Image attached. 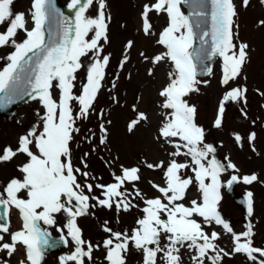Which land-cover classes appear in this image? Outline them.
Instances as JSON below:
<instances>
[{"label": "snow or ice", "instance_id": "snow-or-ice-1", "mask_svg": "<svg viewBox=\"0 0 264 264\" xmlns=\"http://www.w3.org/2000/svg\"><path fill=\"white\" fill-rule=\"evenodd\" d=\"M14 3L0 0V49H11L0 56V110L18 101L37 102L40 109L37 122L17 136L15 145H0V166L25 158L16 165L19 175L0 184V264H11L17 254V264H42L59 244L70 250L58 257V264H97V252L103 253L102 264H128L133 253L141 258L138 264H186L185 256L187 264H225L238 255L247 264H264V247L255 245L254 193L244 195L247 222L242 231L220 211L222 188L264 181L255 172L243 174L229 155L218 158V147L207 142L198 108L189 101L202 86H209L210 80L203 77L214 75L211 62L219 57L224 91L212 127L223 129L230 103L240 105L241 117L249 120L248 88L235 84L242 76L247 80L243 70L249 62V45L239 40L236 0H145L137 31L155 38L154 45L162 50L149 55L137 48L135 39H127L110 81L112 53L106 46L111 43L112 17L107 0H69L71 15L61 12L54 0H30L25 11H14ZM249 4L240 0L245 9ZM153 15L166 17L158 32ZM259 25L264 27V20ZM134 50L138 60L149 65V77L169 65L166 82L157 92L160 120L153 135L166 159L142 157L126 165L111 154V112L97 105L107 83L110 103L131 112L126 121L129 134L150 124L149 114L140 107L142 96L130 105L121 103L119 85L122 77L132 79L128 65ZM255 91L264 97V91ZM93 117L95 126L82 128ZM251 124L254 128L257 121ZM230 135L239 148L247 143L259 155L255 131ZM82 146L86 150L76 157ZM93 157L110 170L109 182L94 173ZM145 170L161 174L160 182L146 181L156 195L140 187ZM193 188L197 195L189 199ZM99 209L114 213L117 224L123 214L135 210L138 215L133 227L122 230L104 219L98 229L105 235L94 243L85 239L78 221L95 217ZM14 212L19 220L15 231ZM59 216L64 217L62 225ZM50 228L59 233L58 239L51 237ZM225 238L230 247L221 245Z\"/></svg>", "mask_w": 264, "mask_h": 264}, {"label": "rangeland", "instance_id": "rangeland-1", "mask_svg": "<svg viewBox=\"0 0 264 264\" xmlns=\"http://www.w3.org/2000/svg\"><path fill=\"white\" fill-rule=\"evenodd\" d=\"M63 3H68L69 0H61ZM145 0H107L108 10L111 14L112 21L110 24V45L106 46V51L112 53L111 67L108 69V80L112 78L117 62L120 57L122 46L127 39H135L137 48L146 51L149 55L161 51L162 49L154 45L155 38H144L137 29L140 24L139 12ZM239 16L237 23L239 25L238 34L239 40L246 42L249 45V62L244 67V80L242 76L235 84H246L248 88V103L247 110L249 120L245 121L239 112L240 105L230 104L226 106L224 127L217 130L212 127L216 110L221 99L224 89L220 86L219 80L221 77V59L218 58L212 63L214 75L211 77H203L209 79L210 84L207 87H201L199 93L189 97V101L195 104L199 111L198 122L207 130V142L213 143L218 147V158H223L224 155H229L231 159L241 169L243 174L255 172L260 176L261 181H264V97L256 93V89L264 91V27L259 25V21L264 20V5L260 4V0H250L249 6L245 9L240 6V0H236ZM30 7V0H15L13 5L14 11H25ZM185 11V10H184ZM90 15L95 14V9H91ZM152 22L157 32L164 26L166 17L157 18L153 15ZM126 25V28H121V25ZM2 30V29H0ZM22 38V34H21ZM11 49H0V56H6ZM4 61L0 60V67H3ZM149 65L138 60L136 51H133L131 64L128 65V70L132 73V79L126 80L123 77L120 81V95L123 97L121 103L131 104L137 96H142L143 100L140 104L142 110L146 111L150 116V124L142 125L134 134H129L126 131V121L131 115L127 107H118L112 105L109 101L107 88L110 86L106 83L104 93L99 97L98 107L105 108L111 112L112 125L110 126V148L112 155H119L120 161L126 165L135 163L138 159L144 157L150 161L157 159H166L164 150L160 149L153 140V135L157 128L160 116L156 107L159 97L157 92L159 88L166 82V72L169 65L163 64L156 69L155 76L149 77L146 75V68ZM83 78V73H81ZM233 84V86H235ZM40 109L37 102H24L13 108L11 114L5 118H0V145L13 144L18 135L22 134L30 124L37 122L35 116L36 111ZM256 120L257 124L253 128L251 121ZM19 121V123H17ZM96 119L88 122L87 125H82V128L94 127ZM238 131L246 135L249 131L257 133L256 148L259 155L251 152L247 143L244 147L239 148L233 141L230 133ZM223 147H219L220 143ZM86 150V146H82L75 153L78 157L80 152ZM107 157L109 153L102 152ZM75 158V157H74ZM23 156H19L13 162L0 166V182L6 183L13 175H19L16 172V165L24 161ZM94 173L104 176V182H109V169H106L102 162L93 157L90 161ZM154 179L157 182L161 180L160 173H153L145 170V183L140 187L148 193L149 196L156 193L147 185V179ZM237 189L243 193L252 191L255 198V214L252 218L255 224V245L264 247V183H254L251 186L237 184ZM197 195L196 189L193 188L189 193V199L195 198ZM221 204L220 211L225 219L229 220L234 229L239 232L243 230V225L247 222L243 219V212L234 202L226 195L225 187L221 189ZM138 213L133 210L130 214H123L120 217V222L117 224L114 213L106 210H96L95 217L86 216L79 218V226L82 228L85 239H90L94 243L102 240L104 233L99 231L98 224L104 219L112 221V226L122 230L134 226V219ZM58 223H64V217H58ZM11 227L15 231L19 227L17 214L14 212L11 216ZM219 230V229H218ZM51 237H59V233L54 228L49 229ZM222 246L230 247V242L227 238L220 241ZM70 249L64 247H56L47 252L42 264H58V257ZM97 264H102V252L96 254ZM21 259V255L17 254L11 261V264H17ZM140 256L133 253L128 256V264H138ZM187 264V256H185ZM225 264H247L243 256H236L231 260H226Z\"/></svg>", "mask_w": 264, "mask_h": 264}, {"label": "water", "instance_id": "water-1", "mask_svg": "<svg viewBox=\"0 0 264 264\" xmlns=\"http://www.w3.org/2000/svg\"><path fill=\"white\" fill-rule=\"evenodd\" d=\"M54 3L56 5V7L61 12H63L65 15H71L70 10L67 8V5H61L59 3V0H54ZM187 11H188V9H187ZM208 26H210V19L205 22V27H208ZM196 43L198 44L199 42L197 41ZM20 102H22V101H18L17 103L12 104L11 106L7 107L6 109L0 110V114L2 116L7 115L8 112L10 111L11 107L20 103ZM227 192L234 199V201L236 203L240 204L243 208H246V205L244 204V196L242 194H239L238 192H236L234 190V185L231 189L227 188Z\"/></svg>", "mask_w": 264, "mask_h": 264}]
</instances>
